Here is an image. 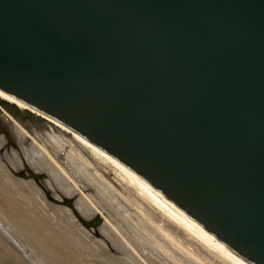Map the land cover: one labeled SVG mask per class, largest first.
Wrapping results in <instances>:
<instances>
[{
    "label": "water",
    "instance_id": "obj_1",
    "mask_svg": "<svg viewBox=\"0 0 264 264\" xmlns=\"http://www.w3.org/2000/svg\"><path fill=\"white\" fill-rule=\"evenodd\" d=\"M0 89L264 264V0H0Z\"/></svg>",
    "mask_w": 264,
    "mask_h": 264
},
{
    "label": "bare ground",
    "instance_id": "obj_2",
    "mask_svg": "<svg viewBox=\"0 0 264 264\" xmlns=\"http://www.w3.org/2000/svg\"><path fill=\"white\" fill-rule=\"evenodd\" d=\"M0 264L243 263L87 138L0 89Z\"/></svg>",
    "mask_w": 264,
    "mask_h": 264
},
{
    "label": "rangeland",
    "instance_id": "obj_3",
    "mask_svg": "<svg viewBox=\"0 0 264 264\" xmlns=\"http://www.w3.org/2000/svg\"><path fill=\"white\" fill-rule=\"evenodd\" d=\"M37 122H40L41 124L45 125L47 128H58V126H56L55 123H52L50 121H47L43 118H39V120H37Z\"/></svg>",
    "mask_w": 264,
    "mask_h": 264
}]
</instances>
